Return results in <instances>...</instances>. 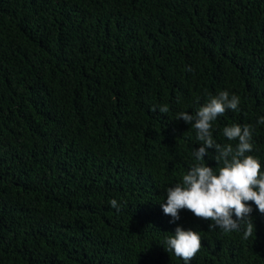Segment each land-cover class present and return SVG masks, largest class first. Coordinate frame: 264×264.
<instances>
[{
	"label": "trees",
	"instance_id": "16d2710c",
	"mask_svg": "<svg viewBox=\"0 0 264 264\" xmlns=\"http://www.w3.org/2000/svg\"><path fill=\"white\" fill-rule=\"evenodd\" d=\"M224 90L213 139L249 125L264 173V0H0V264H185L177 226L202 238L188 264H264L253 202L247 239L161 207L202 162L178 114Z\"/></svg>",
	"mask_w": 264,
	"mask_h": 264
},
{
	"label": "clouds",
	"instance_id": "9594fccd",
	"mask_svg": "<svg viewBox=\"0 0 264 264\" xmlns=\"http://www.w3.org/2000/svg\"><path fill=\"white\" fill-rule=\"evenodd\" d=\"M240 98L227 91H221L192 114L180 112L177 119H183L196 129L197 140L202 142L194 150V156L202 161L194 164L182 176V181L166 189V202L161 204L165 215L172 217L171 223L180 219V211L187 209L196 217L210 220L209 230L223 229L225 232L239 231L241 224L246 225L245 239L253 234L255 227L251 213L253 202L261 214H264V173L261 163L253 155V130L249 125L233 124L223 129V135L230 141L238 140L235 148L232 144H218L212 135V122L226 110L239 109ZM159 111L167 113V106ZM264 124V117L258 120ZM208 149H215L213 157L219 167L216 174L214 168L203 163ZM111 206L120 211L118 202L113 199ZM235 216V219L233 218ZM165 249L181 258L185 264L193 260L202 247V238L197 231L185 230L177 226L175 234L165 238Z\"/></svg>",
	"mask_w": 264,
	"mask_h": 264
}]
</instances>
